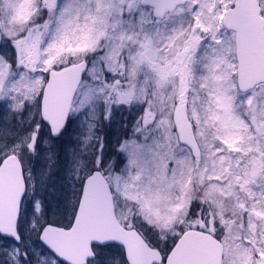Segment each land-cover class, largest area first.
<instances>
[{
  "label": "snow or ice",
  "instance_id": "obj_1",
  "mask_svg": "<svg viewBox=\"0 0 264 264\" xmlns=\"http://www.w3.org/2000/svg\"><path fill=\"white\" fill-rule=\"evenodd\" d=\"M0 264H264V0H0Z\"/></svg>",
  "mask_w": 264,
  "mask_h": 264
},
{
  "label": "rangeland",
  "instance_id": "obj_2",
  "mask_svg": "<svg viewBox=\"0 0 264 264\" xmlns=\"http://www.w3.org/2000/svg\"><path fill=\"white\" fill-rule=\"evenodd\" d=\"M116 130H114V132H115Z\"/></svg>",
  "mask_w": 264,
  "mask_h": 264
}]
</instances>
